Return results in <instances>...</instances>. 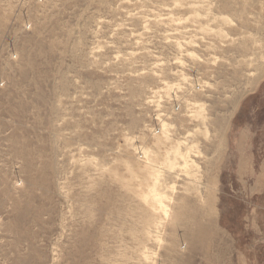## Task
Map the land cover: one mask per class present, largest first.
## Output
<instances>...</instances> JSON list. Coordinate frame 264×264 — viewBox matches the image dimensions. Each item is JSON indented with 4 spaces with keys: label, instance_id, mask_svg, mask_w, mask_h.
Returning a JSON list of instances; mask_svg holds the SVG:
<instances>
[{
    "label": "rangeland",
    "instance_id": "1",
    "mask_svg": "<svg viewBox=\"0 0 264 264\" xmlns=\"http://www.w3.org/2000/svg\"><path fill=\"white\" fill-rule=\"evenodd\" d=\"M261 66L264 0H0V264H264Z\"/></svg>",
    "mask_w": 264,
    "mask_h": 264
},
{
    "label": "bare ground",
    "instance_id": "2",
    "mask_svg": "<svg viewBox=\"0 0 264 264\" xmlns=\"http://www.w3.org/2000/svg\"><path fill=\"white\" fill-rule=\"evenodd\" d=\"M259 71L261 72V75L259 76L260 78L264 75V66H261L259 68ZM258 77V78H259ZM257 79H255L252 83V85L254 84V82H256ZM177 155H179V151L176 152ZM185 159V169L187 170V168H189L190 166H193L192 164L189 165V161H187L188 159ZM190 160V159H189ZM195 164V163H194ZM170 168H175L173 163H169L168 164ZM195 166V165H194ZM168 167V168H169ZM173 168V169H174ZM190 169V168H189ZM152 180H153V186L152 188L146 192V194H144L142 197L144 199V201L150 206V208L152 207L155 211H158L159 213H162L164 215H167V210H166V206L164 205L165 202V195L163 193H161L158 190V186H159V180L157 178V175H153L152 176ZM151 208V209H152Z\"/></svg>",
    "mask_w": 264,
    "mask_h": 264
}]
</instances>
